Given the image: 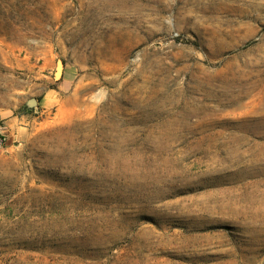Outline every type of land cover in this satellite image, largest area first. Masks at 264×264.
<instances>
[{"label": "rangeland", "instance_id": "1", "mask_svg": "<svg viewBox=\"0 0 264 264\" xmlns=\"http://www.w3.org/2000/svg\"><path fill=\"white\" fill-rule=\"evenodd\" d=\"M0 140V264H264V0H0Z\"/></svg>", "mask_w": 264, "mask_h": 264}, {"label": "crops", "instance_id": "2", "mask_svg": "<svg viewBox=\"0 0 264 264\" xmlns=\"http://www.w3.org/2000/svg\"><path fill=\"white\" fill-rule=\"evenodd\" d=\"M72 73L68 70H64V82L65 83H70V78H71ZM9 125H12V122L9 123Z\"/></svg>", "mask_w": 264, "mask_h": 264}, {"label": "built area", "instance_id": "3", "mask_svg": "<svg viewBox=\"0 0 264 264\" xmlns=\"http://www.w3.org/2000/svg\"><path fill=\"white\" fill-rule=\"evenodd\" d=\"M0 146H3V140H0Z\"/></svg>", "mask_w": 264, "mask_h": 264}]
</instances>
